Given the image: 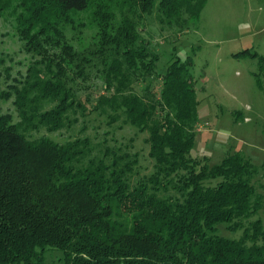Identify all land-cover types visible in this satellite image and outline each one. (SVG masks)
Returning <instances> with one entry per match:
<instances>
[{"label":"trees","instance_id":"trees-1","mask_svg":"<svg viewBox=\"0 0 264 264\" xmlns=\"http://www.w3.org/2000/svg\"><path fill=\"white\" fill-rule=\"evenodd\" d=\"M207 1L0 0L31 58L0 92L19 118L0 111V264H264L258 168L238 153L213 166L191 156L192 61L172 59L156 74L158 53L140 30L152 19L183 32ZM88 9L92 42L76 49L66 33ZM92 77L103 93L82 100L78 81ZM78 112L107 126L123 117L146 133L152 172L137 177L138 154L120 147L94 154L88 136L60 144L25 133L69 128ZM219 226L240 234L224 237Z\"/></svg>","mask_w":264,"mask_h":264},{"label":"rangeland","instance_id":"rangeland-1","mask_svg":"<svg viewBox=\"0 0 264 264\" xmlns=\"http://www.w3.org/2000/svg\"><path fill=\"white\" fill-rule=\"evenodd\" d=\"M91 9L79 12V31L68 30L67 38L76 49L92 42L94 28ZM16 24L7 13L0 14V92L8 91L14 79L21 80L31 58L22 50ZM183 32L161 31L152 19L141 21L143 37L158 53L155 72L163 75L172 59L190 57L191 75L196 81L198 123L191 151L192 157L207 158L208 166L221 162L227 154H240L258 168L257 180L264 184V0H208L199 18L189 23ZM160 85V81H155ZM78 85L82 100L91 101L103 93L101 82L92 77ZM84 87H87L86 89ZM84 88V89H83ZM141 92V84L135 86ZM9 100L0 98V111L19 118ZM52 106L46 104V107ZM76 119L71 127L48 133L44 128L25 132L30 139L48 137L63 144L88 136L94 154L101 156L108 146L120 147L138 154L137 177L152 172L148 158L146 133L138 132L121 117L110 126L96 113L88 117L70 115ZM115 141V142H114ZM111 149V148H110ZM136 177V178H137ZM135 182V177L132 179ZM258 183V182H257ZM264 228V209L258 213ZM219 234L237 238L240 231L229 232L219 226ZM51 255L46 257L50 259ZM46 264V263H45Z\"/></svg>","mask_w":264,"mask_h":264},{"label":"built area","instance_id":"built-area-1","mask_svg":"<svg viewBox=\"0 0 264 264\" xmlns=\"http://www.w3.org/2000/svg\"><path fill=\"white\" fill-rule=\"evenodd\" d=\"M202 128V125L200 124V128H199V130ZM198 129L196 130V131H199Z\"/></svg>","mask_w":264,"mask_h":264}]
</instances>
